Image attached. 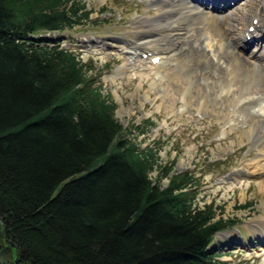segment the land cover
<instances>
[{
  "label": "trees",
  "instance_id": "16d2710c",
  "mask_svg": "<svg viewBox=\"0 0 264 264\" xmlns=\"http://www.w3.org/2000/svg\"><path fill=\"white\" fill-rule=\"evenodd\" d=\"M91 20L81 0H0V264H227L196 173L140 148L92 60L42 34Z\"/></svg>",
  "mask_w": 264,
  "mask_h": 264
},
{
  "label": "rangeland",
  "instance_id": "374dc122",
  "mask_svg": "<svg viewBox=\"0 0 264 264\" xmlns=\"http://www.w3.org/2000/svg\"><path fill=\"white\" fill-rule=\"evenodd\" d=\"M81 1L91 10V22L42 34L61 38L62 46L80 52L84 62L92 60L94 84H101L102 93L116 103L115 118L140 148H159L161 166L171 167V173H196L198 205L213 204L216 219L230 220L233 226L214 237L218 259L227 264H264V243L257 245L253 237L264 230V170H255L264 166V139L255 142L254 131L264 129V112L259 113L258 106L242 108L243 100L259 95L255 90L264 80L261 63L240 97L236 90L240 84H231L235 87L231 91L216 81L215 66L211 65L215 74L197 76L192 73V61L181 58L169 63L170 57L157 64L135 50L133 43L144 38L143 32L150 27L145 21L158 19L166 8L154 9L158 4L152 0ZM209 8L217 10L213 5ZM235 26L241 25L236 22ZM208 29L199 33L200 40L186 44L201 49V59L217 63L212 53L205 54L199 46ZM236 52L252 60L244 51ZM145 119L153 120L155 126L137 134L135 126ZM156 169L151 177L159 178L164 187L168 177Z\"/></svg>",
  "mask_w": 264,
  "mask_h": 264
},
{
  "label": "bare ground",
  "instance_id": "6f19581e",
  "mask_svg": "<svg viewBox=\"0 0 264 264\" xmlns=\"http://www.w3.org/2000/svg\"><path fill=\"white\" fill-rule=\"evenodd\" d=\"M240 1L152 0L151 3L153 4H167L169 7L163 11L164 13L158 19L145 21L150 27L143 32L144 38L141 37L133 43L134 48L135 50L143 51V53H150L151 59L157 56L160 57L159 61L163 59L159 53L168 52L171 53L169 63L176 59L179 62L181 58H183L182 60L192 61L195 64V69L192 70V73H196L197 76H204L203 74H206V76L211 75L206 70L211 65L215 66L217 71L216 74L214 73L216 81H221L225 87L228 85L229 90L240 84L241 86L237 90H239L238 94L242 97L245 94L244 90L249 87V82L254 79L255 75L253 74L256 71L257 63H261V70L264 71V40H262L264 38V0H242V4H240ZM211 5L217 7V11L225 10L227 13L224 16L213 14L208 11ZM145 19H141V22H144L143 20ZM252 20H256V22L253 24ZM236 22L241 26L237 28L235 26ZM251 25H253L254 29L249 31L248 27ZM208 27L211 31H206V37L203 42H199V46L202 47V52L205 54H211L205 51V48L213 50L212 54L217 58V63H214L212 59H201V49H192L191 45H188L190 39H198L199 33H203ZM208 32L211 34L207 35ZM242 37H246L249 41L244 40ZM221 38L223 39V45H221L222 50L220 51ZM186 42L188 43L186 44ZM249 42L250 44L253 42L260 43L257 50L249 53V55L247 53L252 60L244 59L245 57L242 56V58L236 52L239 49L246 53ZM231 50L232 53L230 52ZM223 56H226L229 61L226 62L228 67L226 66L225 68L219 65L226 61L225 57V61L222 62L221 58ZM165 59H168V57L165 56ZM238 70L240 73L236 75L235 71L237 72ZM201 73L203 74L201 75ZM251 90L254 89L252 88ZM255 92L260 96L245 98L246 100L242 102V108L244 106L245 109L249 110L254 106H258V112L261 113L262 110L264 112V100H261L263 99L261 95H264V80L256 88ZM254 131L256 132L255 142L264 139V129H254ZM261 159L264 160V157H261ZM258 169L264 170V166L255 167V170Z\"/></svg>",
  "mask_w": 264,
  "mask_h": 264
}]
</instances>
